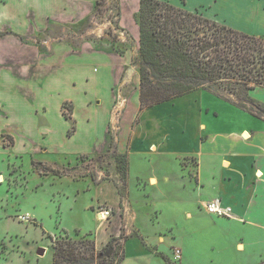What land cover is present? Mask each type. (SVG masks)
Listing matches in <instances>:
<instances>
[{"label":"crops","instance_id":"crops-1","mask_svg":"<svg viewBox=\"0 0 264 264\" xmlns=\"http://www.w3.org/2000/svg\"><path fill=\"white\" fill-rule=\"evenodd\" d=\"M32 1L33 5H27L25 8L24 17H42L41 27L35 28H42L41 32L51 27L62 28L69 23L82 22L92 15L93 0L88 3L89 10L85 9L80 0L73 3L70 0H62L63 9L57 8V0ZM255 2L256 4L244 1L243 8L246 12H242L241 16L246 18L245 23L228 26L264 37V0ZM135 8L132 11L134 14L138 10L137 4ZM71 12L74 14L70 15ZM19 14L20 12H16V17L21 19ZM4 17L3 7L0 5L1 95L4 90L16 91V95L10 98L12 102L17 105L19 95L23 104L27 105L33 104L34 98L40 96L41 91L46 88L48 91H67L69 95L61 102L59 109L60 117L66 122V128L68 123L61 112V106L66 102H70L72 106L74 119L79 112L85 121L79 124L75 121L73 135L68 136L66 132L65 139L71 140L79 135V155L82 156L106 152L110 139L109 128L116 124L114 146L118 154L127 158V191L121 197L114 183L109 180L102 181L99 177L95 189L111 192L113 197L97 194L95 205H104L112 212L109 220L105 221L112 231L105 243L111 237L118 238L124 231L123 228L125 229V259L121 264H126L130 259L135 262L130 264H140L138 260L143 258L151 261L153 257L169 256L163 246L164 238L156 237L157 244H152L139 229V236H132V229L138 220L134 207L138 202L131 198L133 177L138 181V185L142 184L149 200L150 194L164 196L177 188L189 190V181L196 196L187 197L195 199L196 207L190 210L178 209L186 219L191 220L198 212H204L205 202L220 200L222 206L231 209L233 217L226 218L228 222L245 223L264 231V116L258 117L248 111L250 115H247L246 110L243 111L235 105L231 97H217L205 90L141 110L139 76L136 70L128 68L130 52L127 51L121 56L109 43L94 44L88 41L83 42L79 49H73L64 42H52L45 52H41L35 44L21 41V36L30 33L28 28L26 31V26H5ZM118 22L123 30L131 34L134 44L138 47L137 24L133 22L135 32H131L124 23L122 14ZM212 98L222 100L225 105L230 103L232 108L242 112L250 123H244L242 114L240 121H231V128L227 130L226 126L218 123L219 114L225 113L226 108L219 111L212 104ZM249 99L264 104V89L250 91ZM2 104L3 102H0L3 109ZM44 109L45 107H41L37 110ZM252 110L257 114V109ZM0 112L3 110L0 109ZM133 158H138L142 167L147 169L146 174L137 171L132 174ZM182 162L185 165H182ZM52 169L60 170L58 167ZM172 171H175L179 179L171 177ZM134 186L137 187V184ZM157 209L155 208V211ZM155 214L154 218L157 219L158 213ZM193 223L207 228L201 222ZM130 239L136 240L141 247L136 249L135 256L131 258L126 255V245ZM172 239H175V236L170 237V240ZM203 241V238L197 237L188 243L196 255H203V259H206L208 248ZM102 247L103 245L97 247L96 251ZM178 247L182 250L181 246ZM248 248H254L250 239L236 244V250L239 252H245ZM181 254L179 264L185 261L183 250Z\"/></svg>","mask_w":264,"mask_h":264},{"label":"rangeland","instance_id":"rangeland-1","mask_svg":"<svg viewBox=\"0 0 264 264\" xmlns=\"http://www.w3.org/2000/svg\"><path fill=\"white\" fill-rule=\"evenodd\" d=\"M70 1L79 2V0ZM80 1L85 9L89 10L88 3L92 0ZM94 1L92 15L84 21L69 23L62 28H47L46 31L41 32L42 28L40 30L35 28L41 27L40 18L42 17L27 19L24 17L27 5H33L32 0H0L5 14L3 25L12 28H18L19 25L26 26L25 29L28 28L30 33L21 36V41L35 44L41 52H45L47 47L53 44L52 42H64L73 49H79L85 41L94 44L109 43L118 52H130L128 68L138 73V47L134 44L131 34L119 26L115 12L119 5L124 23L131 32H135L133 22L137 12L135 11L134 14L132 11L136 9V4L138 9L139 0H105V4L102 3L100 6H95ZM167 1L189 11L197 10L205 17L221 24L235 25L246 22V18L241 16L242 12H246L243 8L245 0ZM246 1L256 4L255 0ZM55 3L58 9H63L61 8L62 0H57ZM16 12H20L21 19L16 17ZM72 14L74 12L70 13ZM45 91H41V95L34 98L33 104L27 103V105L23 104L19 95L17 105L12 102L10 98L16 95V91L4 90V94H0V102H3L4 106L3 109L0 107L3 110L0 112V133L2 132L0 138V264H52V242L64 237L77 241L90 234L86 239H92L95 242V248L102 245L104 247L106 238L112 231L106 225L107 222L98 220L96 214L104 205H95V198L97 194L112 198L113 194L95 189L98 178L114 183L121 197L127 191V168L125 171L123 163L114 156L118 154L114 146L116 124L109 128L110 139L106 152L88 154L85 158H81L79 135L71 140H66L65 136L66 132L67 135L68 132L72 133V127L75 129V121L78 124L85 121L83 116L78 112L74 119L72 115V120H67L68 128H66V122L60 117L59 109L61 102L69 93L64 89ZM211 102L219 111L226 108L225 113L219 114L218 123L226 126L227 130L231 128V121L235 120L234 123L240 121V115L243 113L234 110L230 103L226 106L222 100L216 98H212ZM65 104V114H71L70 102ZM256 104L264 107V104L258 102ZM41 107H45L46 110H37ZM245 112L250 115L247 111ZM257 113L259 114L258 111ZM260 114L264 116V111ZM244 118V123L249 124L250 121L246 120L245 115ZM10 137L13 144H9ZM181 164L185 165L184 162ZM55 167H58L65 175L57 176L45 172L46 169ZM131 171L133 175L136 171L146 174L147 169L142 167L138 158H133ZM171 174L173 179H179L175 171ZM136 184L137 187L134 186ZM132 186L134 188L131 198L134 202H138L134 204L138 220L132 229V236L138 237L139 229L152 244H157L156 237L164 238L163 246L166 247L169 255L166 257L168 264L180 263L181 260L177 263L172 262L174 250L180 249L178 246H181L183 250L185 261L182 264L264 263V231L245 223L228 222L226 218L209 214L204 210L194 215L191 220L186 219L180 213L181 211L178 212L179 208L190 210L196 207L195 199L187 197V195L193 198L196 196L189 181L187 184L189 190L177 188L164 196L150 194V200L146 197L147 193L143 191L142 184L138 185L134 177ZM155 208L158 209L155 211ZM155 212L158 213L157 219L154 218ZM21 216L27 218L29 223L18 220ZM193 221L201 222L207 228L196 225ZM123 230L121 235L126 233L124 228ZM172 236H175V239L170 240ZM197 237L203 238V243L208 248L206 259H203V255H196L190 248L189 240L192 242ZM248 239L254 243V248H248L245 252L237 251L236 244L242 240L247 242ZM142 243L145 245L143 240ZM138 247L141 248L138 242L130 239L126 245V255L130 258L134 257ZM115 261L116 259L113 263ZM138 261L140 264H167L162 257H153L151 261L145 258ZM130 262L133 263L134 260L130 259L126 264Z\"/></svg>","mask_w":264,"mask_h":264},{"label":"trees","instance_id":"trees-1","mask_svg":"<svg viewBox=\"0 0 264 264\" xmlns=\"http://www.w3.org/2000/svg\"><path fill=\"white\" fill-rule=\"evenodd\" d=\"M95 2V6L105 4V0ZM120 14L117 5V22ZM135 22L139 28L137 64L141 110L205 90L217 97H231L238 107L263 117L260 113L264 107L249 99V92L264 89V37L221 24L197 10L189 11L167 0H139ZM65 105L62 115L66 120H72V106L71 114L66 115ZM253 108L259 114L254 113ZM71 131L68 136L73 135L75 129L72 127ZM9 144H13L11 137ZM114 156L123 163L126 171V156ZM45 172L65 175L63 171L51 168ZM88 235L77 241L68 237L54 240L52 264L123 262L127 236L111 237L97 252L95 242L86 239ZM163 259L168 264V260Z\"/></svg>","mask_w":264,"mask_h":264},{"label":"built area","instance_id":"built-area-1","mask_svg":"<svg viewBox=\"0 0 264 264\" xmlns=\"http://www.w3.org/2000/svg\"><path fill=\"white\" fill-rule=\"evenodd\" d=\"M203 209L205 212L216 215L218 217H222V218L233 217L231 209L229 207L222 206L220 200H212L209 202H205V204L203 205ZM97 215H100V217L102 218L101 221L105 222L109 220V218L112 216V212L108 207L102 206L97 212ZM18 220H20L23 223L29 222L28 219L24 218L23 216L19 217ZM181 257H182L181 250L175 249L173 252L172 260L175 263H177L181 260Z\"/></svg>","mask_w":264,"mask_h":264},{"label":"bare ground","instance_id":"bare-ground-1","mask_svg":"<svg viewBox=\"0 0 264 264\" xmlns=\"http://www.w3.org/2000/svg\"><path fill=\"white\" fill-rule=\"evenodd\" d=\"M97 215V214H96ZM98 220H102V218L100 217V215H97Z\"/></svg>","mask_w":264,"mask_h":264}]
</instances>
